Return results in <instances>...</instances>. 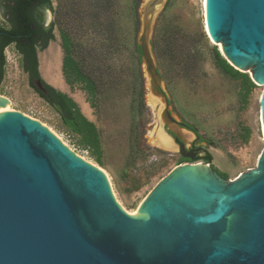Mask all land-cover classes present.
Instances as JSON below:
<instances>
[{"label":"water","instance_id":"1","mask_svg":"<svg viewBox=\"0 0 264 264\" xmlns=\"http://www.w3.org/2000/svg\"><path fill=\"white\" fill-rule=\"evenodd\" d=\"M165 2L146 1L139 44L173 121L150 41ZM205 21L224 58L264 85V0H206ZM259 108L264 134V89ZM209 164L177 165L130 214L100 166L39 119L0 109V264H264V148L234 179Z\"/></svg>","mask_w":264,"mask_h":264},{"label":"rangeland","instance_id":"2","mask_svg":"<svg viewBox=\"0 0 264 264\" xmlns=\"http://www.w3.org/2000/svg\"><path fill=\"white\" fill-rule=\"evenodd\" d=\"M68 1L52 0L53 10L42 12L45 24L54 22L55 37L47 50L38 52L39 70L42 59L45 63L51 60V47L59 51L64 84L54 85L44 71L41 76L71 96L96 124L100 150L84 146L81 137L67 130L56 110L30 85L14 44L4 51L0 96L9 100L11 109L39 119L75 152L100 166L124 208L138 210L152 188L186 162L180 163L179 148L167 136L166 123L168 129H176L186 147L200 146L199 156L210 152L209 168L226 174L228 180L257 165L264 148L259 108L264 85L256 84L246 95L240 79L216 66L213 48L217 46L220 52L221 48L207 33L203 0H166L150 38L161 76L160 90L169 99L171 115L197 129L200 141L193 131L163 116L165 104L152 90L146 62L140 61L137 45L147 0H115L117 30L113 33L106 30L107 13L97 14V0ZM4 4L0 0V27L9 25ZM62 30L69 33L73 55L84 74L95 81L94 94L85 80L73 79L72 85L66 82ZM192 162L206 163L202 157Z\"/></svg>","mask_w":264,"mask_h":264},{"label":"trees","instance_id":"3","mask_svg":"<svg viewBox=\"0 0 264 264\" xmlns=\"http://www.w3.org/2000/svg\"><path fill=\"white\" fill-rule=\"evenodd\" d=\"M114 3L115 0H97V4L95 5L98 15L107 13L108 22L105 25L106 30L111 33L117 30ZM4 5L9 25L8 27H0V84L3 80L4 67L6 64L5 48L14 44L17 51L21 54L22 67L28 74L30 85L56 110L67 130L78 134L84 146L99 151L101 138L96 124L84 115L78 103L71 96L46 82L39 70L38 52L46 49L49 42L55 37L53 33L54 22L47 25L42 18V12L45 10H53L52 0H5ZM98 25H101V22H99ZM61 36L64 52L62 72L66 82L72 85L73 79L85 80L88 84V90L94 94L96 92V83L84 74L81 65L74 57L69 33L62 30ZM137 48L140 53V61H142L140 44L137 45ZM213 51L216 66L231 78L240 79L242 89L245 91L246 95H248L253 88L256 87L250 75L235 69L224 58L217 46H214ZM36 81L40 82L41 88L37 86ZM185 127L193 131L198 139L201 140L197 129L188 124H185ZM249 134L250 131L248 129L245 134L246 140ZM200 157L206 162L212 161V154L210 152H205L203 156L196 155L193 159L181 157L180 163L184 161H196ZM97 159L100 161V157ZM220 174L224 178H227L226 174Z\"/></svg>","mask_w":264,"mask_h":264},{"label":"bare ground","instance_id":"4","mask_svg":"<svg viewBox=\"0 0 264 264\" xmlns=\"http://www.w3.org/2000/svg\"><path fill=\"white\" fill-rule=\"evenodd\" d=\"M205 5H206V0H203V7L205 10ZM207 27V26H206ZM207 29V28H206ZM211 38V37H210ZM213 40V39H212ZM214 41V40H213ZM215 42V41H214ZM220 48L222 50V45L220 44ZM50 53H51V60L49 62L45 63V60L42 59L41 61V69L42 71L46 72L45 74L48 76L49 80L55 84L56 86H62L63 83V79L62 76H60L59 74V61H60V56H59V51L56 52L57 50L54 49V47H51L50 49ZM0 109H3L5 111L7 110H12L9 104V101H6V104L4 106L0 105ZM176 130V129H175ZM163 145L170 147L171 144L166 142V141H160ZM107 174V173H106ZM108 176V175H107ZM109 179V177H108ZM113 189V188H112ZM114 192V191H113ZM127 210V209H126ZM128 211V210H127ZM138 210H135L133 212L128 211L130 214H133L135 212H137Z\"/></svg>","mask_w":264,"mask_h":264},{"label":"flooded vegetation","instance_id":"5","mask_svg":"<svg viewBox=\"0 0 264 264\" xmlns=\"http://www.w3.org/2000/svg\"><path fill=\"white\" fill-rule=\"evenodd\" d=\"M170 122L178 124L177 120H173V121H170ZM180 123H183V122H180ZM178 125L180 127H182V128L188 129L187 127H185V124H184V126L182 124H178ZM165 128H166L167 136L173 141V143L175 145L178 146L180 154H181V157H185L186 159H193L196 155L199 154V149H202L200 146H196V144H194V146H191L189 148L186 147L185 141L182 139V137L175 130L168 129V124L167 123L165 125ZM188 130H190V129H188ZM180 146L183 147V150H180ZM186 162H189V161H186Z\"/></svg>","mask_w":264,"mask_h":264},{"label":"crops","instance_id":"6","mask_svg":"<svg viewBox=\"0 0 264 264\" xmlns=\"http://www.w3.org/2000/svg\"><path fill=\"white\" fill-rule=\"evenodd\" d=\"M49 48V47H48ZM47 50V49H46ZM50 51V50H49ZM59 72H60V75H61V70H60V68H61V63H59ZM40 71H41V73H43V71H42V69H41V63H40ZM55 85V84H54Z\"/></svg>","mask_w":264,"mask_h":264}]
</instances>
